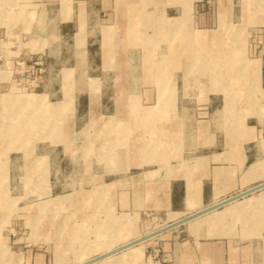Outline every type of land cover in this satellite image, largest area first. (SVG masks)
I'll return each mask as SVG.
<instances>
[{
	"label": "crops",
	"instance_id": "0c3cea01",
	"mask_svg": "<svg viewBox=\"0 0 264 264\" xmlns=\"http://www.w3.org/2000/svg\"><path fill=\"white\" fill-rule=\"evenodd\" d=\"M30 1L32 8L27 11L30 21L16 29L0 26V101H3L0 102V115L6 125L22 128L23 133L16 140L19 145L31 146L25 151L5 152L6 170L0 171V176L5 178L3 190H7L8 178L9 186L16 187L18 191H38V181L34 183L33 180H36L37 172L27 173L24 168L25 162L32 161L33 166L42 159L47 168L44 174L47 178V192L50 196L67 192V210L70 214L72 211L79 213L80 219L79 223H75L71 221V215H67V253L59 251L57 247L52 253L49 250L46 252L41 250L40 244L34 243L30 250L24 246L13 248L9 245L10 238L0 235V247L5 252L0 251V258L3 260L0 264H64L65 257L67 263L74 258V264H95L110 256L126 253L130 256L136 250L135 246L143 242L126 246L136 239L129 233L122 236L116 233L114 240L117 245L106 252H88L82 247L89 244L88 235L96 240L93 230L98 220L104 232L96 235L97 238L101 242L108 238L111 225L106 224V220L110 216H130L129 214L138 212L161 213L168 226L214 206L215 209L191 220L203 219L212 214L223 215V223H219L215 229L210 228L209 232L213 235L208 232V235L201 232L196 234L199 227L207 229L200 221L199 227H195L191 235L180 232V226L177 225V233L164 232L147 238L151 241L150 250L159 255L154 264H264V186L241 195L264 183V121L259 116H247L248 113L262 111L264 43L249 45L242 56L230 55L223 58L224 64L231 67L232 74L244 83L241 87L234 86L224 94L210 88L200 97L192 87L193 65L204 64L199 61L206 58L210 73L215 72V66L223 62L217 60L216 56L201 58L197 53L195 57L194 52L188 48L192 57L170 61V64L177 66H192L187 71L170 73L168 77L175 81L178 104L169 107L130 104L121 110L108 105L105 100L118 95L114 91L107 92V81L149 82L167 79L162 77L163 74L157 76V71L152 72L151 66L141 70L140 76L135 75L136 71L131 69L136 64L133 53L139 47V34L154 32L153 24L148 18L157 17L155 29H169L168 33L173 35L185 30L182 23L178 25L179 23L174 22L168 28L167 21L170 22V18L179 19L186 11L184 20L188 21L189 18L193 23L192 31L189 30L191 34L186 37L187 43L197 50L209 49L212 43L209 38L213 31L206 27L216 20L219 0H189L188 11L182 7L176 8L177 16L171 17L167 16L168 9H161L153 16V12L146 8L145 2L149 0ZM262 5V10L251 17V24L246 25L255 34L264 33V4ZM41 18L42 21L46 20V31L58 33V42L63 44L58 43L62 48L56 52V39L54 38V43L49 42V35L42 39L46 43L36 44L37 40H41L37 36ZM161 19L162 25L158 24ZM13 33H28L32 38L23 51L21 43L17 42L18 36H13ZM94 45H97L99 54L96 60L88 61L89 50ZM78 53L84 54L85 65L97 67L95 75L90 74L87 69L76 72L74 66ZM150 63L153 64L149 57L143 58L141 62L147 66ZM168 63L165 62L166 65ZM34 76L39 79L37 93L16 91L20 81ZM92 80L96 82L94 89L91 88ZM251 86L255 91L250 89ZM124 95L144 98L146 103L151 101V89L146 86L138 92L129 89ZM84 96L97 97L99 103L95 109L91 104H87L85 108L79 103ZM199 97L203 99L199 101ZM28 101L34 106L26 105ZM82 107L87 114L95 115L79 121L80 147L92 144L94 135L97 137L96 146H105L110 141L112 150L100 151L97 148V156L94 157L96 163L91 169H87L82 163L83 166L78 170L67 166L66 171L62 167L64 163L78 159L74 154L75 142L67 133V129L77 128V120L68 124L67 115L77 116ZM134 107L136 110H133ZM121 111L126 115L120 117ZM28 113L33 114L31 124L24 125L22 121ZM164 113L170 114L169 120L163 116ZM49 115L53 116L51 122ZM41 116L48 117L47 124L41 125ZM57 117L61 120L63 132L56 135L45 132L46 138L43 135L41 137L40 129L45 126L58 127ZM90 127L95 128V132L89 133ZM30 135H34L31 140L28 138ZM0 143L6 144L9 140ZM83 149L81 147V151ZM81 154L79 159L83 161V152ZM256 163L258 164L249 171V167ZM26 176L33 180L28 189L22 183ZM90 181L93 183H89ZM76 194L80 196L77 197ZM235 196L239 197L231 200ZM55 197L58 196L52 198ZM189 201H193L194 205H189ZM231 208L239 215L247 213L245 215L249 216V225L246 224L248 226L237 231H227L223 227L225 212ZM242 208L246 210L239 212ZM95 214L99 219L94 222L91 219L96 218L92 216ZM89 223L93 234L89 233ZM219 225H223L221 229H218ZM77 240L80 246L74 250L71 243ZM123 240L127 241L121 243ZM133 246V250H130ZM121 247L123 248L119 250ZM77 251L81 254L88 252V258L76 263Z\"/></svg>",
	"mask_w": 264,
	"mask_h": 264
},
{
	"label": "rangeland",
	"instance_id": "374dc122",
	"mask_svg": "<svg viewBox=\"0 0 264 264\" xmlns=\"http://www.w3.org/2000/svg\"><path fill=\"white\" fill-rule=\"evenodd\" d=\"M42 2V1H41ZM190 1L189 0H149L146 1V8L147 10H150L153 12V16H156L159 13V10L161 9H168L167 16H177L175 13L176 8H181L183 10L188 11ZM258 3V4H257ZM216 4V3H215ZM264 2L257 1V0H219L217 1V12H216V20L214 23L210 24L208 23L206 29H211L213 32L210 35L209 40H211V48L209 49H194L192 46H190V43H187L186 37L188 34H191L189 30L193 28V23H191V19L188 18V21L183 20L182 21V27L185 32L181 33H175V34H169L168 31L163 30L159 31L155 29V24H157V17L148 18L150 19V23L153 24V31L154 32H147V33H140L139 34V47L134 49L133 56L136 60V64L131 67L132 70H135L134 74L140 76L141 70H144V68H148L151 66L152 72L158 73L157 76H160L159 74H163L162 77L167 78L164 79H154L149 82L144 81H107V92L111 93V91H114L118 95L113 97H107L105 100L107 101L108 105H114L118 109H124L127 105H146V104H157V105H163V106H172L179 103V99L176 98V86L175 81L171 78H168L170 76V73H176L181 71H187L186 69L191 68V65H182L179 66L180 68L177 69V65L170 64V61H175V59L181 60V58H190L193 56V54L189 55L188 48H190L194 52V56L196 57V54L198 53L199 56L202 57H211L216 56V59L223 62L221 65L215 66V72L211 71L208 73L207 65H206V58L200 65L197 64L196 66L193 65L194 73H192V77L194 78L192 80L193 88L196 90V92L199 94L200 97L209 90L210 88L215 90H219V92H222L223 94L226 92H229L228 90H231L234 86L241 87L244 83L241 82L240 79H238V76L233 75L231 70V67L229 68V65L224 64L225 61H223L224 57L234 55V56H242L245 54V49L249 45L257 44V43H264V33H256L250 31L249 27L246 26L250 23L251 17H255L256 12L259 10H262V7ZM32 8V2L30 0H0V26H4L7 28H13L16 29L21 25L26 24L28 21H30V18L28 17V10ZM39 8V7H37ZM42 10V6L40 7ZM219 11V12H218ZM261 12V11H260ZM160 19V18H159ZM171 21L165 23L168 28L172 25L173 22H175L174 18H170ZM261 20V19H260ZM262 21L264 22V17L262 18ZM44 22V23H43ZM40 24V31L38 32L37 36L40 41H36V44H44L46 42H42V39L46 37L47 35L50 36L51 43H54V38L56 39L55 42H57L55 52L62 48V43L58 42V33H48L46 31L47 29V23L46 20L42 21V18L39 21ZM158 24L162 25V19ZM171 24V25H170ZM207 24V23H206ZM251 24V23H250ZM261 24V23H260ZM155 25V26H154ZM173 26V25H172ZM192 26V28H191ZM151 28V27H150ZM264 28V27H263ZM162 29V28H161ZM248 29V31H247ZM192 31V30H191ZM193 34V33H192ZM13 36H18L17 42L21 43L20 48L23 51V48L25 45H27V42H30L32 39L28 33H13ZM97 35V34H96ZM148 36V37H147ZM96 37V36H95ZM144 37V39H143ZM97 38V37H96ZM138 38V39H139ZM178 42V45H176ZM59 44H62L60 47ZM189 45V47H188ZM178 46V47H177ZM144 47V48H143ZM68 51V47H67ZM99 54V49L97 48V45H94V48H91L89 50V60H96L97 56ZM84 54L78 53L75 57V70L76 72L80 71H87L95 75L97 73V67L95 65H85V58H83ZM151 59L153 64L150 63L148 66L145 64H141L143 58ZM178 57V58H177ZM199 59V58H197ZM168 61V65L165 64V62ZM156 62V63H155ZM74 65V64H73ZM138 72V73H137ZM155 73V74H157ZM232 75H231V74ZM169 74V75H167ZM173 76V75H171ZM254 84L256 82L255 76H254ZM24 85L18 86L16 88V91L20 93H34L38 92L37 87L34 90H22V87ZM145 86L147 88L151 89V101L150 103L144 102V98L133 96V97H127L124 94L129 91V89H133L135 91H139L144 89ZM91 88H96V82L91 81ZM249 88V87H248ZM162 92H161V90ZM252 91H255L253 86L250 87ZM83 90V89H82ZM162 93V94H161ZM122 94V95H119ZM262 98L264 100V90L261 93ZM199 97V101H201L203 98ZM230 99V98H229ZM255 101H258V99H255ZM1 102V101H0ZM218 102V101H217ZM3 103V101L1 102ZM79 103L81 105L87 107V104H91L92 108H96V105L99 103L96 96H91L87 98L86 96L81 97ZM221 103V102H220ZM26 105H29L30 107L34 106L31 104V102L25 103ZM85 108L82 107V110L77 114V116L74 115H67V123L72 124V122L77 120V128H71L67 129L68 136H71L74 140V154L76 157H78L77 160H74L72 162L67 161L64 163L62 167H64L67 171L68 168H73L78 170L81 168L82 163L85 165L87 169H91L95 166L96 161L94 160V157L97 156L95 154L97 148L105 151H111V143L110 141L107 142V145L102 146H96L97 137H94V140L91 141L92 144H83L81 147H84L83 151H81L80 147V128L79 121L86 120L89 118L90 115L95 114H87L85 112ZM261 112H253L248 113L247 116H259L264 121V102L261 107ZM97 115V114H96ZM126 113L121 111L119 113V116H125ZM166 116L167 119H170V114L163 115ZM33 117L32 113L25 114V117L23 118L22 123L26 125L27 123L30 125V121ZM50 122L53 120V116L49 115ZM48 117L45 118V116H41V125L48 123ZM76 117V118H75ZM165 117V118H166ZM258 117V118H259ZM241 119V118H240ZM239 119V121H240ZM164 120V119H163ZM242 120V119H241ZM61 120L59 117H57L56 123L58 127L52 128L49 127L40 129L41 137L43 135L45 137V132H49L51 134L56 133H62L63 129L61 127L60 123ZM70 126V125H69ZM91 126V125H90ZM94 126V125H93ZM23 127V126H22ZM35 131L38 132V129H35ZM90 132H95V128H91L88 130ZM231 131V130H230ZM23 133V130L21 127L16 128L14 125L8 126L3 122L1 115H0V141L3 140H9V143L2 144L0 143V171L6 170L5 167V152L8 150L11 151H19V150H27L31 148L30 145H19L18 141H16L18 138H20V134ZM54 135V136H55ZM34 136V135H33ZM33 136H29L28 138L31 140ZM40 136V135H39ZM38 138V135H36ZM91 136V139L93 138ZM264 137V135H263ZM43 138V139H44ZM58 139V136L55 137ZM106 138V137H105ZM42 139V138H41ZM100 140V139H99ZM104 141V140H103ZM53 142V141H52ZM104 146V147H103ZM19 148V149H17ZM45 148V147H43ZM10 152V151H9ZM83 152V161H81L79 158H81V153ZM61 156V153H59ZM56 155L57 160L58 155ZM32 161L25 162V171L27 173H31V171L37 172V178L34 180V183H37L38 181V191H18L16 187H10L8 178H6L7 183V190L4 191V184H5V178L3 176H0V235L6 236L10 238L9 245L11 247H19L24 246L25 249H31L33 243L35 245L40 244L41 250H49L51 253L57 247L59 251H62L63 253H67V215H71V221L75 223H79L80 214L73 213L70 214V211L67 210V192L62 194H54V196H58L55 198H52L54 196H50L47 192V178H45V173L47 172L46 166H44V161L40 159V161L37 163V165H31ZM58 164V163H57ZM256 164H252L249 167V171L251 168H254ZM250 178V177H249ZM79 179V178H78ZM257 179V178H256ZM22 183L25 184V188H31L32 181L31 177H24L22 179ZM250 181V180H249ZM89 183H93L90 181ZM29 184V185H27ZM34 188H36L34 186ZM95 194V193H94ZM93 194V195H94ZM191 196L192 193H190ZM77 197L80 196V194H76ZM54 204H51V202ZM189 205H194L193 201H189ZM232 209V210H231ZM227 209L225 212L226 218L224 219V226L219 225L218 229H221V226H223L227 231H234L237 229L239 230L241 227H245L249 225V216L245 215L247 213L243 212L241 215L237 214V211H235L233 208ZM233 212H235L233 214ZM101 215V214H100ZM127 215H118V217L112 218L110 216L108 221L106 220V224L111 225V229L108 231V238L104 241H100L97 236L98 234L104 232V228L102 224L100 223L99 216L96 217L95 215H92L96 218L91 219L95 221H99L96 223V227L94 228L93 232L95 234L96 240L91 235H88L87 239V245L83 246V249H86L88 252H93L96 250L106 252V249L109 250L115 247L117 245V242L114 240L115 235L119 234L122 236L125 233L131 234V237L134 238L138 237H144L148 234L158 232L162 228L166 226L164 220L163 214H154V213H131ZM235 215H239V217H235ZM104 220L105 218L101 216ZM100 217V218H101ZM196 218V217H194ZM193 218L183 222L180 224V232H185L188 234H193V230L199 227L200 221L206 225L207 229H205L203 226L199 227V230L196 234L201 233H209L210 234V228H217L216 226L220 223H223V215H206L203 217V219L199 220H193ZM114 220V221H113ZM206 220V221H205ZM219 220V221H218ZM190 221V222H189ZM218 221V222H217ZM150 222V224H148ZM208 222V223H207ZM248 224V225H246ZM135 225V228H133ZM113 226V227H112ZM90 223H89V230H90ZM128 227H130L128 231ZM178 228L177 226L172 227L171 229H167L161 233L171 234L172 232H176L175 229ZM136 230V232H134ZM206 231V232H205ZM90 234H93L92 231H89ZM113 233V234H112ZM117 233V234H116ZM159 233V234H161ZM177 233V232H176ZM207 233V235H208ZM156 234V235H159ZM97 235V236H96ZM137 235V237H135ZM139 235V236H138ZM154 235V236H156ZM141 237V238H142ZM94 239V242L93 240ZM124 239V238H122ZM140 239V238H139ZM15 241V242H14ZM127 240L121 241V243L125 242ZM14 242V243H12ZM82 242H85V240ZM143 242L141 245H136V250L132 253V255L128 256L126 253L117 255L115 257H107L95 264H154V261L158 259L159 255L158 253L150 250V240L143 239L138 241L136 244ZM71 244H73L72 249H77L80 246L79 240L73 241ZM114 244V245H113ZM1 245V242H0ZM8 245V246H9ZM109 246V247H108ZM112 246V247H111ZM141 246V247H140ZM77 247V248H76ZM48 248V249H47ZM106 248V249H103ZM129 248L130 250H133ZM0 251L2 253L4 250L0 247ZM11 249V248H10ZM107 249V251H108ZM128 249V250H129ZM9 251V249H7ZM127 250V249H126ZM47 252V251H46ZM81 254V252L77 251L75 253L76 257V263H78V259L82 257V260L85 261L88 258L89 253ZM124 252V251H123ZM129 252V251H125ZM5 253V252H4ZM134 255V256H133ZM86 257V258H83ZM112 257V258H111ZM2 259L0 258V261ZM9 262L11 261L10 258H8ZM64 264H74V258L69 260L70 262L67 263V257H65ZM3 261V260H2ZM82 261V262H83Z\"/></svg>",
	"mask_w": 264,
	"mask_h": 264
},
{
	"label": "water",
	"instance_id": "95a60500",
	"mask_svg": "<svg viewBox=\"0 0 264 264\" xmlns=\"http://www.w3.org/2000/svg\"><path fill=\"white\" fill-rule=\"evenodd\" d=\"M263 186H264V183L261 184L260 186L256 187V188H252V189H250V190L244 192V193L241 194V195H244V194H247V193H249V192H252L253 190H256L257 188H261V187H263ZM241 195H240V196H241ZM238 197H239V196H235L234 198H231V200H234V199H236V198H238ZM231 200H230V201H231ZM215 208H216V206H214V207H212V208H210V209H208V210H205V211H203V212H200L199 214H195V215L189 216V217H187V218H184V219H182V220H180V221H178V222H176V223H174V224H171V225L165 226L164 228H162V229L159 230L158 232H154V233L148 234V235H146V236H144V237H142V238H140V239H138V240H134V241L130 242L129 244H126V246H130V245L136 244V243H137L138 241H140V240L150 238V237H152V236H154V235H156V234H159V233H161V232H163V231H165V230H167V229H170V228H172V227H174V226L180 225V224H182L183 222H185V221H187V220H189V219H191V218H194V217H196V216H199V215H201V214H203V213H205V212H207V211H209V210L215 209ZM123 247H124V246H123ZM123 247L119 248V250H121ZM91 261H93V260H91ZM89 263H90V262H89Z\"/></svg>",
	"mask_w": 264,
	"mask_h": 264
},
{
	"label": "built area",
	"instance_id": "2783aa9c",
	"mask_svg": "<svg viewBox=\"0 0 264 264\" xmlns=\"http://www.w3.org/2000/svg\"><path fill=\"white\" fill-rule=\"evenodd\" d=\"M38 73H39V72H38ZM38 83H39V79H38L37 76H34V77H32V78L27 77L26 80H24V81H20V82L18 83V86H20V85H24V86L22 87V89H24V90H28L29 88H31L30 90H34V89L38 86Z\"/></svg>",
	"mask_w": 264,
	"mask_h": 264
},
{
	"label": "bare ground",
	"instance_id": "6f19581e",
	"mask_svg": "<svg viewBox=\"0 0 264 264\" xmlns=\"http://www.w3.org/2000/svg\"><path fill=\"white\" fill-rule=\"evenodd\" d=\"M129 11H130V10H129ZM129 11H128V12H129ZM186 13H187V12H186V11H184V14H183V16H182V17H180V18H179V19H177V20L175 19V20H176V22H174V23H175V24H178V23H179L178 25H180V24L182 23V21L185 19ZM102 48H103V47H102ZM106 51H108V50H106ZM41 97H42V96H41ZM30 100H31V98H30ZM40 100H41V99H40ZM28 102H29V101H28ZM38 103H39V102H38ZM133 105H134V104H133ZM135 105H136V104H135ZM133 110H136V109H135V107H134V109H133ZM149 114H150V113H149ZM244 210H246V208H245V209H243V208H242V209H240V211H239V212H243ZM205 221H206V220H205ZM207 223H208V222H207ZM134 232H136V230H135ZM136 233H137V232H136ZM138 236H139V235H138ZM135 237H137V235H136ZM141 237H142V235H141ZM141 237H138V239H139V238H141ZM136 239H137V238H136ZM136 239H135V240H136ZM123 243H124V242H123ZM113 245H114V244H113ZM108 247H109V246H108ZM111 247H112V246H111ZM102 249H103V248H102ZM104 249H106V248H104ZM104 249H103V250H104ZM107 249H108V248H107ZM107 249H106V251H107ZM108 250H109V249H108ZM83 258H86V257H83ZM82 261H83V260H82V257H80V259H78V261H77V262H78V263H81Z\"/></svg>",
	"mask_w": 264,
	"mask_h": 264
}]
</instances>
